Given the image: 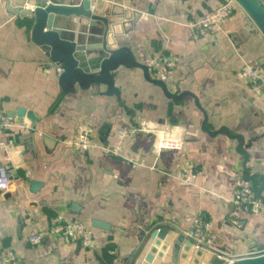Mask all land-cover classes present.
Listing matches in <instances>:
<instances>
[{
  "label": "crops",
  "instance_id": "1",
  "mask_svg": "<svg viewBox=\"0 0 264 264\" xmlns=\"http://www.w3.org/2000/svg\"><path fill=\"white\" fill-rule=\"evenodd\" d=\"M27 1L46 0H0V112L22 106L37 116L34 123L17 116L27 127L0 128V164L10 173L8 189L0 190V255L12 251L13 264H139L132 257L148 231L166 225L171 243L198 215L211 222L213 246L200 255L191 246L185 250L184 234L177 264H208L213 255L224 258L217 264H229L264 249V94L237 75L245 62L264 71V34L239 6L214 34L190 39L185 21L223 0H90L92 11L109 19L107 41L128 46L151 76L158 77L151 68L157 54L177 56L173 70L159 78L170 91L196 96L208 129L225 126L241 135L245 164L235 138L202 128L203 112L192 95L166 96L140 67L115 70L119 93L106 94L103 83H75L63 92L57 64L31 39L33 19L8 8ZM65 24L83 42H100L105 29L89 18ZM100 52H78L80 65L96 69L105 55ZM81 121L93 126L91 146L83 151L65 143ZM128 126L135 131L119 136ZM161 135L179 139L181 147L157 149ZM185 162L197 169L192 184L177 178ZM239 180L258 190V212L231 202ZM57 214L92 227L95 247L55 234L30 243L28 235L47 229ZM167 252L165 264H173Z\"/></svg>",
  "mask_w": 264,
  "mask_h": 264
},
{
  "label": "water",
  "instance_id": "2",
  "mask_svg": "<svg viewBox=\"0 0 264 264\" xmlns=\"http://www.w3.org/2000/svg\"><path fill=\"white\" fill-rule=\"evenodd\" d=\"M239 8L251 19V21L264 34V0H236ZM8 8L12 12H18L26 17L33 19L31 27V39L46 51L52 61L59 64L63 71L59 75V85L63 92H69L74 89L76 83L81 88H86L92 83H103L106 85V94L119 93V88L115 85L114 72L120 65L131 64L142 69L145 79L158 84L163 93L171 98L179 99L184 95H192L196 105L203 112L202 128L209 133L222 132L237 140V149L244 155V164L247 159V152L243 148V139L241 135L234 134L225 126L219 127L217 130H210L206 126L207 114L200 106L196 96L188 91L181 92L170 91L162 78L151 76L148 66L137 61L126 45H116L114 39L107 41V33L109 28V19L107 16L100 15L92 11L90 0H83L79 4L62 3L57 1H44L42 4L35 5L33 8L11 7ZM89 18L92 21H101L105 25L102 32L100 42H83L79 39L78 33H71V30L65 23H77L78 19ZM112 27L113 24H112ZM81 27H78L80 29ZM115 32V31H114ZM74 35V36H73ZM91 50H100L101 57L98 67L94 70L85 69L80 65L78 52ZM10 114L17 116H25L31 123L37 121L35 113L26 107H17ZM246 170V167H245ZM28 203V202H27ZM92 224L100 227H108V224L98 219H93ZM169 228L166 225L156 226L146 233L143 241L135 251L132 261L138 260L139 264H165L169 255L167 249L170 250V259L173 264H177L184 233H179L173 242L168 241ZM187 250L190 246L200 255L202 248L195 247L191 240L185 239ZM224 262V258L213 255L208 264H217ZM31 264V263H26ZM230 264H264V252L236 257Z\"/></svg>",
  "mask_w": 264,
  "mask_h": 264
},
{
  "label": "built area",
  "instance_id": "3",
  "mask_svg": "<svg viewBox=\"0 0 264 264\" xmlns=\"http://www.w3.org/2000/svg\"><path fill=\"white\" fill-rule=\"evenodd\" d=\"M94 4L90 2L92 9ZM25 6L33 8L28 1ZM236 0H223L214 8L206 10L195 17L185 21L187 35L190 39H198L202 36L214 34L222 26L224 19L237 8ZM177 56L174 54L159 53L151 61V68L156 76H161L170 73L175 67ZM55 71L58 75L63 71V68L57 64ZM237 75L244 79L253 92L264 94V71L258 69L255 65L245 62L238 70ZM29 122L25 119L20 120L17 115L0 112V128L12 127H27ZM135 127L128 126L117 130L119 136L132 134ZM93 134V126L87 121H81L77 124L75 131L65 139V143L75 150L83 151L91 146V137ZM182 142L174 137L161 135L156 141L157 149H179ZM105 151L117 153V147H107ZM134 162V161H133ZM136 163V162H135ZM197 169L190 163L185 162L177 173V178L184 183L192 184L196 177ZM10 184V173L7 167L0 164V190L8 189ZM231 202L234 205L241 206L243 209L256 213L260 209V198L258 190L246 180L237 181L234 186ZM184 234L191 240L195 247L202 249H210L213 246L214 232L211 227V222L203 216L198 215L194 218L190 227L183 231ZM45 234L62 235L68 238L77 239L85 248L95 247V237L92 227L77 218L65 217L62 214H57L51 218L47 229L35 230L28 235V240L32 244H37L41 241ZM1 235V230H0ZM264 252V249L258 250V253ZM232 263V259L227 260ZM15 255L12 251L7 250L0 255V264H13Z\"/></svg>",
  "mask_w": 264,
  "mask_h": 264
}]
</instances>
